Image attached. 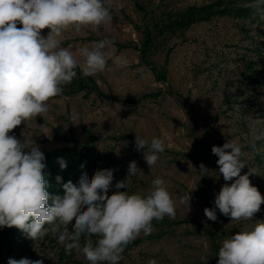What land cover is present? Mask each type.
Instances as JSON below:
<instances>
[{
	"label": "rangeland",
	"instance_id": "374dc122",
	"mask_svg": "<svg viewBox=\"0 0 264 264\" xmlns=\"http://www.w3.org/2000/svg\"><path fill=\"white\" fill-rule=\"evenodd\" d=\"M104 2L120 14L95 31L84 28L77 34L69 30L60 38L61 47L69 48L81 64L80 49L106 38L113 41L105 49L111 53L105 71L87 77L98 92L54 97L44 117L22 122L9 135L31 141L45 158L58 150H89L91 158L85 164L89 179L97 170L114 169L109 195L116 191L117 182L126 180L132 161L143 173L130 178L128 188L120 191L146 195L155 178L164 180L175 202V218L154 219L151 234L141 232L127 244L119 264H148L149 259L158 264H217L224 239L264 221V203L252 220L232 221L218 209L216 221L204 215L206 207H214L221 187L235 179L224 181L218 157L211 151L225 142L240 145L246 162L241 175L255 170L249 179L264 198V139L254 140L252 131H264V124H256L264 121V0ZM212 4L218 13L208 20L188 28L166 29L161 35L156 31L157 25L173 22L190 8ZM225 8L232 13H219ZM243 10L247 15L239 13ZM146 29L155 34L156 52L150 61L159 76L142 63L135 48L142 45ZM49 31L44 29L41 35L46 38ZM117 58L123 63L118 64ZM136 136L149 142L154 137L164 140L165 151L151 168L144 150L136 148ZM201 163L207 173L200 172ZM185 197L190 198L189 205L181 202ZM168 223L178 225L168 228ZM91 239L95 245L99 237ZM30 241L32 248L23 257L4 255L0 264H7L9 258L89 264L75 250L65 254L51 232ZM84 243L82 237L81 246Z\"/></svg>",
	"mask_w": 264,
	"mask_h": 264
},
{
	"label": "clouds",
	"instance_id": "9594fccd",
	"mask_svg": "<svg viewBox=\"0 0 264 264\" xmlns=\"http://www.w3.org/2000/svg\"><path fill=\"white\" fill-rule=\"evenodd\" d=\"M111 19L104 0H0V228L15 227L33 240L51 232L63 245L65 254L75 250L89 264H119L127 244L141 232L145 236L151 234L154 219L175 218V202L164 180L155 178L146 195L120 191L128 188L130 178L143 173L132 161L126 180L117 182L111 195L108 193L114 169L97 170L91 179L84 173L78 185L71 181L63 184V196H50L43 172L44 153L31 146V141L22 142L9 133L22 122L44 117L48 102L63 93V86L77 76L78 67L84 77L105 71L106 58L111 55L105 49L113 45L111 39L80 49L81 64L69 48L61 47L60 38L69 30L77 34L84 28L95 31ZM46 28L50 31L45 38L41 31ZM117 63H123V59L117 58ZM252 131L254 140L264 139V131ZM134 143L137 150H144L150 168L165 151L160 138L149 142L136 136ZM211 151L218 157L216 163L224 181L235 179L221 187L214 207H206L204 215L216 221L218 209L232 221L252 220L264 203L249 179L255 170L241 175L246 162L235 141L213 146ZM58 163L62 170L67 167L63 158H58ZM208 171L201 163L200 172ZM56 180L60 182L61 177ZM189 201L185 197L181 202L189 205ZM93 236L99 237L95 245ZM7 264L43 261L9 258ZM148 264L158 262L149 259ZM217 264H264V221H256L224 239Z\"/></svg>",
	"mask_w": 264,
	"mask_h": 264
},
{
	"label": "trees",
	"instance_id": "16d2710c",
	"mask_svg": "<svg viewBox=\"0 0 264 264\" xmlns=\"http://www.w3.org/2000/svg\"><path fill=\"white\" fill-rule=\"evenodd\" d=\"M140 10H143L142 7H138ZM218 13V9L216 5L212 4L207 7H203L200 9L190 8L188 11L184 13H180L179 15L174 17V21L166 24L157 25V30L159 31V35L164 33L166 29H183L188 28L192 23L200 21V20H208L211 16ZM219 13L221 14H231L232 10L224 9ZM241 15H247L248 11L243 10L239 12ZM110 14L112 18L117 17L119 12H116L110 9ZM18 27H22V25H17ZM47 29V28H46ZM45 29V30H46ZM49 30V29H47ZM143 42L139 47L135 46L141 55V61L144 65L149 66L154 75L159 76L156 67L150 61V57L152 53L155 51V34H153L150 29H146L143 31ZM156 52V51H155ZM77 76L73 79L70 84L63 86L62 94H75L79 92H98V87L94 84L91 78L84 77L82 73L76 69ZM163 78V76H162ZM89 151V150H88ZM88 151L85 152H76V151H68L66 153L61 152L60 150L51 153L45 158V168L43 169L45 179L49 185L47 191L50 196H63V184L71 181L75 184L76 181H79L82 174L85 173L86 169V161H89L91 158ZM58 158H63L66 161L67 167L65 169H61ZM83 165V167H81ZM61 177L60 182H57L56 177ZM51 204V200L49 201ZM178 223H168V228L171 226H177ZM72 225H70L71 227ZM32 248V244L30 238L26 236V234L22 233L15 227L0 228V258L4 255L8 257H23L28 251Z\"/></svg>",
	"mask_w": 264,
	"mask_h": 264
}]
</instances>
